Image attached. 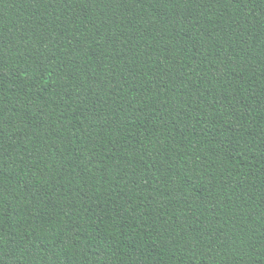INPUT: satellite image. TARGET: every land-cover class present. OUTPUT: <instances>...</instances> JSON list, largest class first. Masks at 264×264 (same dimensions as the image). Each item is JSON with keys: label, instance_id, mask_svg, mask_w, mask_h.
I'll return each instance as SVG.
<instances>
[{"label": "trees", "instance_id": "16d2710c", "mask_svg": "<svg viewBox=\"0 0 264 264\" xmlns=\"http://www.w3.org/2000/svg\"><path fill=\"white\" fill-rule=\"evenodd\" d=\"M0 264H264V0H0Z\"/></svg>", "mask_w": 264, "mask_h": 264}]
</instances>
